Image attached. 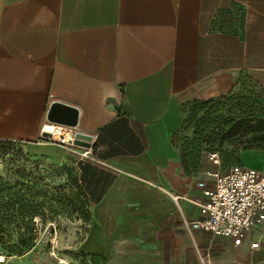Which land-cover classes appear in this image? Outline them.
I'll return each instance as SVG.
<instances>
[{
	"label": "crops",
	"instance_id": "crops-1",
	"mask_svg": "<svg viewBox=\"0 0 264 264\" xmlns=\"http://www.w3.org/2000/svg\"><path fill=\"white\" fill-rule=\"evenodd\" d=\"M242 86L264 93V0H0V143L72 166L76 248L103 264H264V224L237 247L190 228L219 162L178 141ZM53 103L78 112L72 151L41 136Z\"/></svg>",
	"mask_w": 264,
	"mask_h": 264
},
{
	"label": "rangeland",
	"instance_id": "rangeland-1",
	"mask_svg": "<svg viewBox=\"0 0 264 264\" xmlns=\"http://www.w3.org/2000/svg\"><path fill=\"white\" fill-rule=\"evenodd\" d=\"M236 104L219 111L217 106L187 110L178 141L192 144L202 133L203 149L216 150L220 173L230 167L222 160L232 158L264 174V112H236ZM1 197L12 203L8 216L0 214L2 264H103L76 248L89 208L72 166L34 160L20 148L0 144Z\"/></svg>",
	"mask_w": 264,
	"mask_h": 264
},
{
	"label": "built area",
	"instance_id": "built-area-1",
	"mask_svg": "<svg viewBox=\"0 0 264 264\" xmlns=\"http://www.w3.org/2000/svg\"><path fill=\"white\" fill-rule=\"evenodd\" d=\"M40 133L41 136L49 135L45 139L47 142L73 150L76 136L73 128L46 122ZM80 157L87 159L89 152ZM209 158L216 164L219 162L217 155H209ZM207 175L213 180L211 187L206 188L204 183L197 185L205 198L198 205L202 218L192 222L190 228L230 239L234 246H240L253 229L264 224V174L244 166H233L225 173ZM258 246L252 243L249 248L253 250Z\"/></svg>",
	"mask_w": 264,
	"mask_h": 264
},
{
	"label": "trees",
	"instance_id": "trees-1",
	"mask_svg": "<svg viewBox=\"0 0 264 264\" xmlns=\"http://www.w3.org/2000/svg\"><path fill=\"white\" fill-rule=\"evenodd\" d=\"M240 92L243 93V96L240 95L235 96V93H240ZM221 101H224V103L221 104L220 103ZM235 102H237L235 106L236 112H264V93L254 92L243 86L234 90L231 94H229L224 98H219L214 101L194 103L192 106L186 109V112L187 110L189 111V109L193 107L196 108L198 106H200L203 110L208 109L210 106H217L216 111H219L221 108H224L226 104H232ZM202 142H203V136L201 133L196 136V139L192 144L188 145L187 143L185 147L186 148L190 147L193 155H198L202 151L205 152L207 155H217L216 150L214 148H211L207 151L203 149ZM0 144H9L12 147H14V145L11 143H0ZM222 165L230 166L229 169L233 166H243L240 160L232 159V158H225L224 160H222ZM11 205H12L11 201L9 200L5 201L4 198L1 197L0 214L8 216L11 212ZM24 246H26V244ZM2 249H4L7 254H11V255L15 254V251L13 249L8 248L7 246L2 245Z\"/></svg>",
	"mask_w": 264,
	"mask_h": 264
},
{
	"label": "water",
	"instance_id": "water-1",
	"mask_svg": "<svg viewBox=\"0 0 264 264\" xmlns=\"http://www.w3.org/2000/svg\"><path fill=\"white\" fill-rule=\"evenodd\" d=\"M46 121L48 123L63 125L70 128H75L78 124V112L76 109L59 103L51 104L46 114ZM43 139H48V134L42 135ZM77 136H75V139ZM78 145V142L74 140L73 146Z\"/></svg>",
	"mask_w": 264,
	"mask_h": 264
},
{
	"label": "bare ground",
	"instance_id": "bare-ground-1",
	"mask_svg": "<svg viewBox=\"0 0 264 264\" xmlns=\"http://www.w3.org/2000/svg\"><path fill=\"white\" fill-rule=\"evenodd\" d=\"M48 131H50L51 129L47 128ZM4 262L3 258L0 256V264H2Z\"/></svg>",
	"mask_w": 264,
	"mask_h": 264
}]
</instances>
